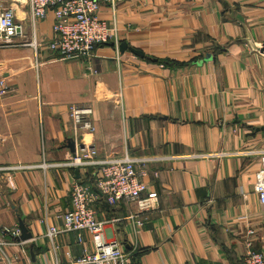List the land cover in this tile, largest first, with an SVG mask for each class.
Masks as SVG:
<instances>
[{"label":"crops","instance_id":"obj_1","mask_svg":"<svg viewBox=\"0 0 264 264\" xmlns=\"http://www.w3.org/2000/svg\"><path fill=\"white\" fill-rule=\"evenodd\" d=\"M4 4L21 33L0 48V166L63 162L83 144L98 158L155 157L144 181L158 206L137 232L123 220L133 205L95 204L99 218H120L104 236L121 243L127 264H241L249 246L264 247V207L252 190L258 161L245 153L264 145L255 130L264 125V56L246 41L248 31L264 41V0L102 2L112 36L88 60L47 48L51 11L32 21L25 0ZM70 104L92 106L93 133L74 134ZM85 176L69 167L0 172V226L21 217L32 233L23 250L7 248L15 264L80 255L73 234L59 235L52 252L44 232L70 208V179Z\"/></svg>","mask_w":264,"mask_h":264},{"label":"built area","instance_id":"obj_2","mask_svg":"<svg viewBox=\"0 0 264 264\" xmlns=\"http://www.w3.org/2000/svg\"><path fill=\"white\" fill-rule=\"evenodd\" d=\"M5 1L7 0H0V48L16 45L14 37L21 33L20 25L14 20V8L12 4L5 5ZM102 2L113 4L114 0H25L32 21L43 19L49 11L52 12V37L47 48L57 58L81 60L92 57L94 48L109 41L112 36L111 24L98 15ZM29 44L36 47L35 41ZM86 68L94 71L90 65ZM6 89V81L0 77V95ZM92 114L91 105L68 106L75 135L93 133ZM79 147V151H74L63 162H47L42 159L34 164L0 166V172L31 168L45 170L48 167H69L85 171L91 168L89 182L73 177L70 179L67 191L70 208L62 214L60 223L46 226L44 237L52 252L57 250L56 239L62 234L71 233L75 241L82 244L80 255L69 256L68 264H127L129 253L122 248L121 243L116 239L106 240L104 236L106 225L120 221V218H99L95 204L104 199L108 205H133L135 210L129 211L123 220L130 223L133 231L137 232V228L143 225L147 216L158 206L156 192L149 191L144 181L148 173L147 165L155 157H136L124 153L98 158L93 147L86 144ZM245 153L257 157L258 167L254 173L252 190L259 204L264 207V145ZM7 183L14 188L10 176L7 177ZM19 234L17 224L0 226V260L6 264H15L16 260L7 253V248L20 245L23 250V245L27 242L17 241L15 238ZM85 236L90 242V249L84 246ZM241 264H264V247L253 249L249 246L241 258Z\"/></svg>","mask_w":264,"mask_h":264},{"label":"water","instance_id":"obj_3","mask_svg":"<svg viewBox=\"0 0 264 264\" xmlns=\"http://www.w3.org/2000/svg\"><path fill=\"white\" fill-rule=\"evenodd\" d=\"M246 41H247L249 47L251 48V50L259 53L262 56H264V41H255L249 31L247 32ZM118 48L121 51L122 49L126 48V44L125 43H120L119 46H118ZM132 52H134L135 54H138V55L142 56V53L140 51H138V50L132 49ZM255 130L256 131H262L264 133V125H261L259 127H256ZM71 145H72V143H70V146ZM74 174H75V177L78 178L79 170L77 168L74 169ZM17 221H18V224L17 225L19 227L20 234L15 239L17 241L18 240H21V241H28V240H30L32 238V233L29 231V229L25 225L24 220L21 217H18ZM30 249H31V245H30ZM31 254L33 255L32 252H31Z\"/></svg>","mask_w":264,"mask_h":264},{"label":"trees","instance_id":"obj_4","mask_svg":"<svg viewBox=\"0 0 264 264\" xmlns=\"http://www.w3.org/2000/svg\"><path fill=\"white\" fill-rule=\"evenodd\" d=\"M90 172H91V168H88L87 170H86V176H85V178H83V181L84 182H89V174H90Z\"/></svg>","mask_w":264,"mask_h":264},{"label":"rangeland","instance_id":"obj_5","mask_svg":"<svg viewBox=\"0 0 264 264\" xmlns=\"http://www.w3.org/2000/svg\"><path fill=\"white\" fill-rule=\"evenodd\" d=\"M89 73H94V72L90 70ZM6 166H10V165H6ZM11 166H14V165H11Z\"/></svg>","mask_w":264,"mask_h":264}]
</instances>
